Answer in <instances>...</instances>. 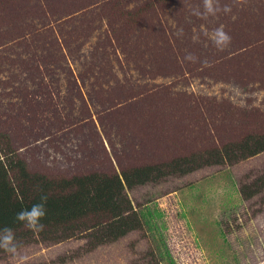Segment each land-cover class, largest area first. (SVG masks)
<instances>
[{
    "label": "rangeland",
    "instance_id": "374dc122",
    "mask_svg": "<svg viewBox=\"0 0 264 264\" xmlns=\"http://www.w3.org/2000/svg\"><path fill=\"white\" fill-rule=\"evenodd\" d=\"M261 136L264 0H0V153L54 182L118 175L141 221L27 224L0 264H264V151L210 156Z\"/></svg>",
    "mask_w": 264,
    "mask_h": 264
},
{
    "label": "trees",
    "instance_id": "16d2710c",
    "mask_svg": "<svg viewBox=\"0 0 264 264\" xmlns=\"http://www.w3.org/2000/svg\"><path fill=\"white\" fill-rule=\"evenodd\" d=\"M261 137L253 141L245 139L236 146L240 148L235 152H225L226 149L213 151L210 154L214 158L211 163H222L224 159H245L264 151V136ZM1 153L0 234L15 233L27 224L37 229L59 226L72 228L71 224L78 219L99 213L109 215L108 223L98 230L107 240H116L140 227L139 217L122 197L123 184L118 175L109 177L94 174L54 182L44 176L28 174L21 160L14 159L13 154L9 156ZM182 160L186 161L184 158ZM153 169L156 167H131L124 170L121 173L124 185L133 188L146 183ZM11 173L15 174L14 178H10ZM169 263L173 264L170 258Z\"/></svg>",
    "mask_w": 264,
    "mask_h": 264
},
{
    "label": "crops",
    "instance_id": "0c3cea01",
    "mask_svg": "<svg viewBox=\"0 0 264 264\" xmlns=\"http://www.w3.org/2000/svg\"><path fill=\"white\" fill-rule=\"evenodd\" d=\"M246 55H247V56H250L251 54H250V53H247ZM195 92H196V89H195Z\"/></svg>",
    "mask_w": 264,
    "mask_h": 264
}]
</instances>
